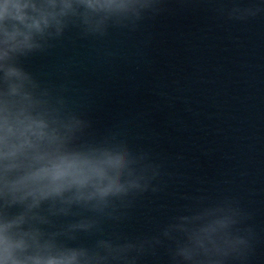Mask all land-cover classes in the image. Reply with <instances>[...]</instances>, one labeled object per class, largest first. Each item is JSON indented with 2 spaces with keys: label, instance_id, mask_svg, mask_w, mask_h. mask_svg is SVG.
<instances>
[{
  "label": "clouds",
  "instance_id": "9594fccd",
  "mask_svg": "<svg viewBox=\"0 0 264 264\" xmlns=\"http://www.w3.org/2000/svg\"><path fill=\"white\" fill-rule=\"evenodd\" d=\"M160 3L0 0V264H136L139 255L164 240L173 245L170 264L244 258L252 230L242 227L247 214L228 200L211 210L187 207L189 214L174 216L159 236L124 243L99 239L92 247L58 239L75 241L72 233L92 234L102 230L103 220L121 219L135 197L158 190L152 182L160 176V165L147 152L138 161L126 143L118 150L66 148L60 129L81 121L68 115L65 100L42 87L23 61L47 51L70 28L85 38L104 37L113 28L135 30L147 15L159 12ZM260 11L256 5L227 10L238 20ZM49 216L79 219L57 226Z\"/></svg>",
  "mask_w": 264,
  "mask_h": 264
}]
</instances>
